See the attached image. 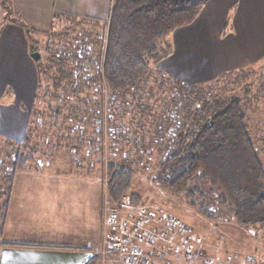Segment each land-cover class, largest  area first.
<instances>
[{"label":"rangeland","instance_id":"obj_1","mask_svg":"<svg viewBox=\"0 0 264 264\" xmlns=\"http://www.w3.org/2000/svg\"><path fill=\"white\" fill-rule=\"evenodd\" d=\"M42 12H46L45 17L52 19L50 23L43 22L38 27L26 28L33 54L39 53L42 70L39 74L41 86L38 87V97L32 108L37 116L31 115L39 128L38 166L44 171L49 170L48 173L56 172L59 175H67L69 171L78 169L76 174L68 175L74 176V181L81 179L78 182L89 183L91 187L87 189L81 186L79 189L78 184L70 186L67 192L71 199L80 193L82 197L90 196L94 199V183L98 184L101 237L100 242L97 240L93 245L94 255H98L102 249L103 225L108 211L106 200L109 198L105 194L103 164L116 163L128 164L136 171L131 191L140 196L142 204L137 206L179 217L202 238L203 248L209 256L220 258L223 264H264V224L239 226L229 209H224L215 221H210L199 214L197 209L191 208L182 195L172 193L159 176L166 154L161 147L169 139L176 141L179 129L186 120L185 112L181 109L185 105L178 95L180 90L175 91L177 87L173 83L161 78L165 74L161 72L157 75L158 68L152 67V74L138 91L112 98L105 89L104 98L101 97L99 84L95 83L94 78L98 74L96 58L106 45L103 31L108 19L63 14L50 16L47 7L38 9V19L42 20ZM19 17L26 22V15L20 14L16 18ZM95 39L101 42L94 43ZM54 54L55 57L66 58V69H73L75 73L79 69L84 71L83 77L76 78L73 87L61 88L57 95L53 90V76L57 75L53 65ZM90 58L92 62L88 60ZM81 64L83 68L79 66ZM86 78L89 83H86ZM203 84V92L199 94L201 99L218 95L234 96L243 101L252 137L264 163V60L243 74L226 73ZM75 88L77 93H73ZM248 91L249 95L246 94ZM203 102L200 101L201 104ZM48 106H53V110ZM59 106L67 108H62L61 115L57 116L55 109ZM170 122L173 125L166 128ZM161 126L163 132L156 134V128L160 129ZM93 137L100 142L90 143L88 140ZM142 138L146 150L138 147ZM136 140L139 141L138 146ZM5 141L0 138L1 151ZM74 146L78 149H74ZM129 198L127 196L120 201H129ZM118 212L128 214L122 207ZM83 221L84 227L93 222L90 218ZM99 264H102V259Z\"/></svg>","mask_w":264,"mask_h":264},{"label":"trees","instance_id":"obj_2","mask_svg":"<svg viewBox=\"0 0 264 264\" xmlns=\"http://www.w3.org/2000/svg\"><path fill=\"white\" fill-rule=\"evenodd\" d=\"M1 2L6 17L19 22L12 16V1ZM207 2L112 0L103 31L106 45L96 58L98 74L94 81L99 84L100 96L104 98L105 89L112 98L141 89L152 74V67L173 54L171 37L174 32L194 23ZM97 42L100 43V39L94 40V43ZM88 60L92 62L91 58ZM40 61L36 62L39 74L42 71ZM67 63L66 58L55 57L54 54L53 65L57 75L53 76V90L56 95L61 88L73 87L76 78L84 75L81 69L77 73L73 69H66ZM79 66L83 68V64ZM160 73L157 71V75ZM161 78L173 83L177 87L175 91L180 90L178 95L185 105L181 109L185 112L186 120L175 142L169 139L163 145L160 143L166 152L160 178L172 193L182 195L191 208L197 209L199 214L210 221H215L219 213L229 209L239 226L264 224V163L252 137L246 105L234 96L212 95V98L201 99L199 94H202L205 84L189 85L166 75H161ZM87 80L86 83H89ZM74 92H78L76 88ZM246 94L249 95V91ZM62 108L67 106L55 109L57 116L61 115ZM35 116L37 113L33 112L32 117ZM172 125L173 122H170L166 128ZM162 126L156 128V134L163 132ZM38 133L37 123L31 118L24 140H6L5 147L0 150V252L6 248L32 247L8 242L5 234L16 175L44 172L38 166ZM88 141L100 142L94 137ZM138 143L136 140L137 146ZM143 144L142 138L138 147L146 150ZM74 149L78 147L74 146ZM103 165L105 194L109 200L117 202L129 196L132 204L141 205L139 194L131 191L136 171L128 164ZM76 171H69L68 174H76ZM99 261V256L93 254L85 264H99Z\"/></svg>","mask_w":264,"mask_h":264},{"label":"crops","instance_id":"obj_3","mask_svg":"<svg viewBox=\"0 0 264 264\" xmlns=\"http://www.w3.org/2000/svg\"><path fill=\"white\" fill-rule=\"evenodd\" d=\"M12 3L13 17L24 14L27 19L19 17L16 22L6 17L0 0V138L21 142L28 132L39 87L26 28L52 20L45 17L46 12L38 19V9L47 7L50 16L100 20L109 18L112 0ZM171 42L173 54L156 67L185 84H203L226 73L248 71L264 60V0H208L196 21L176 30ZM48 171L16 175L5 240L32 247L3 249L0 264H85L94 254L93 245L101 237L98 184L94 183V199L81 193L71 199L70 186L88 189L89 183L74 181L69 172ZM86 218L93 222L84 227Z\"/></svg>","mask_w":264,"mask_h":264},{"label":"built area","instance_id":"obj_4","mask_svg":"<svg viewBox=\"0 0 264 264\" xmlns=\"http://www.w3.org/2000/svg\"><path fill=\"white\" fill-rule=\"evenodd\" d=\"M102 264H223L204 250L202 238L179 217L107 199ZM122 207L128 214L118 212Z\"/></svg>","mask_w":264,"mask_h":264},{"label":"water","instance_id":"obj_5","mask_svg":"<svg viewBox=\"0 0 264 264\" xmlns=\"http://www.w3.org/2000/svg\"><path fill=\"white\" fill-rule=\"evenodd\" d=\"M32 57L35 59V60H39V53L38 52H35L33 55H32Z\"/></svg>","mask_w":264,"mask_h":264}]
</instances>
